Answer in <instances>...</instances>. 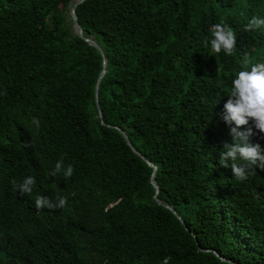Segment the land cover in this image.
<instances>
[{"label":"trees","instance_id":"16d2710c","mask_svg":"<svg viewBox=\"0 0 264 264\" xmlns=\"http://www.w3.org/2000/svg\"><path fill=\"white\" fill-rule=\"evenodd\" d=\"M72 1L0 0V264H264V171L219 166L233 140L217 115L243 55L264 62V28L245 31L264 0L78 4L106 59L103 124V57ZM220 23L232 56L205 46ZM61 158L72 177L50 175ZM28 176L21 196L11 181ZM37 196L67 205L38 212Z\"/></svg>","mask_w":264,"mask_h":264},{"label":"clouds","instance_id":"9594fccd","mask_svg":"<svg viewBox=\"0 0 264 264\" xmlns=\"http://www.w3.org/2000/svg\"><path fill=\"white\" fill-rule=\"evenodd\" d=\"M259 28H264V18L254 16L245 26V31ZM209 44L214 53L234 55L236 49L234 30L223 23L213 25L210 36L205 40V46ZM240 63L243 70L234 75L227 94V102L224 103L223 110L217 114L229 127V135L233 140L231 144H224L219 155V166L230 167L237 181H245L255 177L258 168L264 171V147L259 142H253V138L264 139V62H253V58L245 53ZM31 122L39 130L40 120L32 117ZM24 146L31 147L32 142H25ZM61 172L66 179L72 177L74 173L72 165H68L64 170L63 158L56 162L50 175L55 177ZM11 183L13 189L23 196L32 193L36 181L34 177L28 176L22 183H17L15 179ZM34 203L38 212L43 208L63 209L67 205V197L57 196L54 202L48 197L37 196ZM46 239V236L39 234L34 241L43 244ZM163 264H169V258H165Z\"/></svg>","mask_w":264,"mask_h":264},{"label":"water","instance_id":"95a60500","mask_svg":"<svg viewBox=\"0 0 264 264\" xmlns=\"http://www.w3.org/2000/svg\"><path fill=\"white\" fill-rule=\"evenodd\" d=\"M83 1L85 0H73L72 1V5L69 7V14H70V17L72 19V22H73V26H72V29H73V32L76 36H78L79 38H81L82 40H84L87 44H89L90 46L96 48L100 54L102 55L103 57V69L96 81V85H95V91H94V96H95V105H96V109H97V112H98V117L99 119L101 120V123L103 124L102 122V114H101V110H100V107H99V103H98V89H99V83L101 81V78L103 77L104 73H105V67H106V59L105 57L103 56V52H102V49L99 47V45L92 39V38H87L83 35V31L81 29V27L79 26V24L77 23V18H76V14H75V8L78 4L82 3ZM120 134L123 136V138L125 139L127 145L131 148V150L139 157L142 158V156L133 148V146L130 144L129 140H128V137L127 135L125 134V132H123L121 129H118L116 128ZM146 161V160H145ZM147 162V161H146ZM147 164L149 166H151L153 168V172H152V176H151V183L152 185L156 188V193L158 192V186L157 184L155 183L154 181V173H155V170H156V167L153 166L152 164H150L149 162H147ZM155 198V197H154ZM156 202L161 204V205H164L160 200H158L157 198H155ZM166 208H168L169 210H171L173 212V214L176 215L175 211H173L171 209V207L169 206H166Z\"/></svg>","mask_w":264,"mask_h":264}]
</instances>
